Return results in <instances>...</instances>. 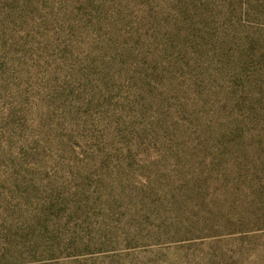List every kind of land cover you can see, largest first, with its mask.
Returning a JSON list of instances; mask_svg holds the SVG:
<instances>
[{"label": "rangeland", "instance_id": "374dc122", "mask_svg": "<svg viewBox=\"0 0 264 264\" xmlns=\"http://www.w3.org/2000/svg\"><path fill=\"white\" fill-rule=\"evenodd\" d=\"M0 264H264V0H0Z\"/></svg>", "mask_w": 264, "mask_h": 264}]
</instances>
